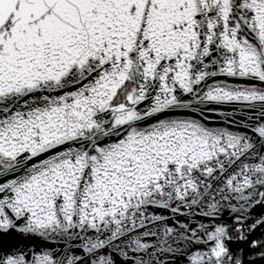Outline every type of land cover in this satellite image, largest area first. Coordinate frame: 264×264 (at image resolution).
Returning a JSON list of instances; mask_svg holds the SVG:
<instances>
[{
	"label": "snow or ice",
	"instance_id": "snow-or-ice-1",
	"mask_svg": "<svg viewBox=\"0 0 264 264\" xmlns=\"http://www.w3.org/2000/svg\"><path fill=\"white\" fill-rule=\"evenodd\" d=\"M0 264H264V0H0Z\"/></svg>",
	"mask_w": 264,
	"mask_h": 264
}]
</instances>
